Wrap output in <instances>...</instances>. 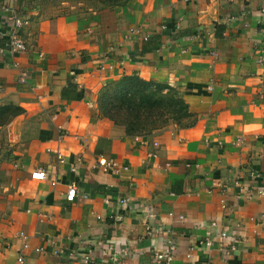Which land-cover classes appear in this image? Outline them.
<instances>
[{"label":"crops","instance_id":"obj_1","mask_svg":"<svg viewBox=\"0 0 264 264\" xmlns=\"http://www.w3.org/2000/svg\"><path fill=\"white\" fill-rule=\"evenodd\" d=\"M62 4L64 13L45 0H0V27L14 14L28 20L25 53L0 38V99L24 107L12 128L31 138L27 204L6 264H16L22 231L30 264H82L61 249L90 252L92 264H156L153 245L168 240L173 264H264V0H128L80 13ZM127 76L177 89L192 122L130 135L101 118L98 92ZM101 157L129 169L106 171ZM39 170L48 177L33 178ZM125 197L144 212L122 208ZM213 222L243 236L233 257L203 244ZM116 245L131 252L118 263L103 255Z\"/></svg>","mask_w":264,"mask_h":264},{"label":"rangeland","instance_id":"obj_2","mask_svg":"<svg viewBox=\"0 0 264 264\" xmlns=\"http://www.w3.org/2000/svg\"><path fill=\"white\" fill-rule=\"evenodd\" d=\"M45 2L55 5L58 11L63 13L67 9L62 3L76 6L77 13L82 12L81 9L89 7L101 8V4L95 0H45ZM79 3H82L83 6L78 5ZM122 79L108 84L98 92L96 109L101 118L113 121L112 118L116 117L118 120L120 114L115 111V108L120 93L124 94L125 87L131 85L130 83L125 85L119 83L118 81ZM122 88L124 89L121 90ZM24 112V107L0 99V264H6L12 259L10 251L13 239L20 231L21 215L27 204L24 201L26 179L24 156L26 157V150L23 151V149L31 142V138L21 137L22 135L12 128L13 123ZM179 122L184 126L190 124L192 119L182 117Z\"/></svg>","mask_w":264,"mask_h":264},{"label":"built area","instance_id":"obj_3","mask_svg":"<svg viewBox=\"0 0 264 264\" xmlns=\"http://www.w3.org/2000/svg\"><path fill=\"white\" fill-rule=\"evenodd\" d=\"M17 1V0H16ZM264 12V10H263ZM6 26L0 27V38L4 39V46L6 49H8L11 52H18V53H25L28 50V46L24 39L21 36V31L25 27V25L28 24V20L24 19L16 14H14L12 17L8 18L6 20ZM165 29L166 27L163 26ZM141 28H132L130 29V33L133 35H140L141 34ZM142 38L147 41L149 36H142ZM42 56V55H40ZM110 61L109 57H106V62ZM16 67H19V63L14 64ZM112 67V66H111ZM105 66L102 65V69H104ZM27 75V72H22V76ZM58 156L60 159H62V156L60 153H58ZM98 165L103 167L106 171H110L114 174L121 175L124 171H127L129 168L127 165H124L123 163H120L116 159H108L106 157H101L98 160ZM33 178L35 179H46L48 177V174L44 170H39L33 173ZM53 185L57 184V181H54L52 183ZM78 188L76 184H72L67 192L66 198L69 201H73L77 195ZM118 203L122 208H130V200L129 198H120L118 199ZM225 207V205H224ZM139 205L135 204L132 209V211L139 210V213H143L144 209L140 208ZM109 218H114L113 215H109ZM264 219V216H263ZM236 226L240 228L242 225L241 223H237ZM212 230V232L216 229L215 236H207L206 240L203 241V244L205 246L213 247L217 245L219 247L220 252L222 253L224 258H230L236 255L240 251V245L243 242V236L237 233L236 231H230L229 228H226L222 231H219L216 223H211V226H209ZM154 229V228H153ZM219 233V234H218ZM210 234V233H209ZM218 234V235H217ZM219 237V239H217ZM19 239L21 240V248L17 255L16 264H30L29 259V251H31V242L29 235L22 231L19 233ZM176 243L174 240H168L166 243H164L161 247H156L153 245L152 249V255L153 259L156 264H173L175 260L176 255ZM192 249V248H191ZM44 251L43 247H38L34 249V252L36 253H42ZM61 256H67L68 258L72 260H77L82 264H92L93 263V255L92 253H74V252H66L64 250H60L58 252ZM131 252H129L126 249L120 248L118 245L114 247H104L103 255L109 256L111 262L118 263L120 258L130 256Z\"/></svg>","mask_w":264,"mask_h":264},{"label":"trees","instance_id":"obj_4","mask_svg":"<svg viewBox=\"0 0 264 264\" xmlns=\"http://www.w3.org/2000/svg\"><path fill=\"white\" fill-rule=\"evenodd\" d=\"M92 1V0H89ZM101 7L119 6L128 0H95ZM4 45V39H2ZM126 92L120 93L115 111L120 114L116 124L124 125L130 135H147L160 130L170 123H179L182 117H189L188 106L179 91L168 84L144 81L127 76L118 81ZM117 82V84H118ZM122 88L121 90H123Z\"/></svg>","mask_w":264,"mask_h":264}]
</instances>
